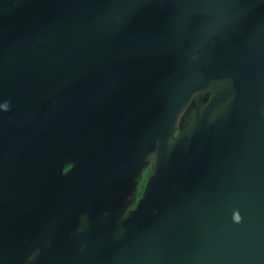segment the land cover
Wrapping results in <instances>:
<instances>
[{"label": "water", "instance_id": "obj_1", "mask_svg": "<svg viewBox=\"0 0 264 264\" xmlns=\"http://www.w3.org/2000/svg\"><path fill=\"white\" fill-rule=\"evenodd\" d=\"M0 264H264V0H0Z\"/></svg>", "mask_w": 264, "mask_h": 264}, {"label": "flooded vegetation", "instance_id": "obj_2", "mask_svg": "<svg viewBox=\"0 0 264 264\" xmlns=\"http://www.w3.org/2000/svg\"><path fill=\"white\" fill-rule=\"evenodd\" d=\"M151 165H148L142 172L141 177L138 180V183L136 185V196H135V204L138 202V200L141 197V194L144 190L145 184L147 182L148 173L150 170ZM69 167L65 168L64 171H66ZM134 204V206H135ZM133 206V207H134Z\"/></svg>", "mask_w": 264, "mask_h": 264}, {"label": "clouds", "instance_id": "obj_3", "mask_svg": "<svg viewBox=\"0 0 264 264\" xmlns=\"http://www.w3.org/2000/svg\"><path fill=\"white\" fill-rule=\"evenodd\" d=\"M233 219H234V221H235L236 223H239V222H240V217H239L238 214L234 215Z\"/></svg>", "mask_w": 264, "mask_h": 264}]
</instances>
